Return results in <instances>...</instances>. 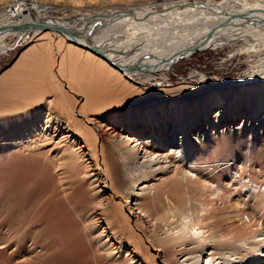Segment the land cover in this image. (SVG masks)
I'll return each mask as SVG.
<instances>
[{
    "label": "bare ground",
    "instance_id": "6f19581e",
    "mask_svg": "<svg viewBox=\"0 0 264 264\" xmlns=\"http://www.w3.org/2000/svg\"><path fill=\"white\" fill-rule=\"evenodd\" d=\"M35 2L26 3L43 18L35 21L26 10L19 21L0 26V55L10 49L9 37L34 31L38 38L0 76V154H8L0 160V256L6 253L0 264H118L125 248L138 255L143 243L162 264H264V0L196 1L182 13L172 7L150 14L171 22L169 27L160 20V28H136L147 17H112L93 30L78 20L62 27L46 17L49 6ZM100 3L107 7L106 0ZM134 36L143 39L142 52L124 56ZM211 44L236 45L246 55L244 80L185 87L143 123L152 140L141 139L143 125L135 124L138 139L131 143H123V133L99 142L89 112L106 102L96 90L108 97L118 91L117 82L134 86L149 70L168 72L178 54ZM75 86L83 94L81 107L69 92ZM197 172H206L203 183L195 180ZM157 177L161 182L154 186ZM152 187L153 196L138 204ZM242 196L249 197L244 207ZM207 201L224 204L220 215L206 208ZM156 202L162 207L149 212ZM250 208L257 212L250 225H228L242 221ZM103 224L107 228L98 231ZM78 226L90 234L97 228L104 263L89 258L88 245L73 244ZM126 262L144 263L139 257Z\"/></svg>",
    "mask_w": 264,
    "mask_h": 264
},
{
    "label": "rangeland",
    "instance_id": "374dc122",
    "mask_svg": "<svg viewBox=\"0 0 264 264\" xmlns=\"http://www.w3.org/2000/svg\"><path fill=\"white\" fill-rule=\"evenodd\" d=\"M13 1H15V4L12 13L7 15L6 19L5 18L3 19V16L1 15L2 12L5 11L7 7H9V5L13 3ZM25 1L31 2L32 0H0V16H1L0 26H4L5 24L10 23L12 21L14 22L15 20L19 21L20 18L23 17L24 12L26 10L29 11L30 13L29 16L35 21L38 18L44 17L40 15V13L35 8L27 5ZM106 1H107L106 4L107 7L102 6V4L100 3L101 0H82V4H76L75 0H36L35 2L36 4H34L33 6L36 5H43L47 7L49 6L50 9L48 10V14L46 17H50L49 19L53 18L52 19L53 21H57L59 25L65 28L68 25L72 27V24L76 20L80 21V24H83L84 26H87L88 28L93 30L95 27H98V25L102 23V20L109 19L112 17H113L111 19L112 21H116V18L118 17L124 18L125 20L123 21H126L127 18L130 17H135V18L147 17L146 19H144L146 21L142 20L139 22V24L134 25V27L154 29L155 27L160 28L158 27L160 20L165 21L167 27L172 26V24L171 22H168L165 19H161L159 17L154 18V15L153 16L150 15L152 14V12L164 14L167 13L170 8L176 7L174 8V10L171 11L182 13L183 10L187 7V5H191V4L193 5L194 3H197L199 1L204 3L209 0H106ZM216 1L221 2V0H216ZM62 8H64V11L61 10ZM107 14L108 16H106ZM87 17L93 18L94 20L88 21ZM91 24L92 25L96 24V25L92 27ZM121 29L125 30L123 28ZM34 37H35L34 31L32 32L30 31L25 35H23L21 39H18V37H9L7 40H5L6 44H10L11 47L6 53L0 55V76L4 74L6 71H8L10 68H12L19 61L21 55L32 44L36 43L35 40L38 38H34ZM53 40L54 43H56L55 38H53ZM140 40H143L140 36H134V38L130 39V44H127V47L125 48L124 56L126 55L132 56L134 53L136 54V55L134 54V56H138L140 54V50L143 48L140 47L142 45V42ZM54 45H58V44L56 43ZM235 46L234 47L225 46L223 48H217L215 44H211V45H204L202 47L200 46L199 48L198 47L191 48L189 51L180 53L174 58L172 66L168 68V72L161 71L158 69L149 70L146 74H143L141 78L140 77L137 78L136 80L137 84H133L134 86L128 85V87L127 86L124 87L122 83L117 82L118 84L116 86L118 88V91H116L115 93L109 92L108 97L107 94L103 93V91L100 92L96 90L97 92L95 91L94 94L98 93L100 96H102L101 101L106 102L104 103V105H102L100 110L89 112L90 113L89 117L95 118V121L98 122V123L95 122V124L99 126V131L97 132L99 137V142L101 144H106L111 141V138L113 136L123 133V136L127 137L126 138L127 140L124 139L125 142L123 143L125 145L131 143L130 141H128V139L137 138L134 134H132L135 131V128L133 126L135 124H141V125H143V123H145V125L149 124L152 121L154 114L160 110L158 108H160L161 105H165L169 103L173 98V96L177 97L178 95H181L184 92V90L187 89L185 87H189V88L207 87L208 89L213 86L211 83H217L220 81L223 82L224 84H228L239 81L240 79L244 80L246 78L245 72L249 71L250 68L249 60H247L246 55L241 54L238 50H236ZM63 48H65V44H63ZM201 77H203L206 84L201 83L198 80ZM63 78L65 81L64 83L66 85L67 84L66 78L65 77ZM69 92L70 95H72L73 100L75 99L76 104L77 105L79 104V107H81L84 101L83 100L81 101V99L79 98H81L83 94L79 92L78 87L75 86V88ZM103 96L106 98H103ZM79 100L80 102H78ZM214 105H216V107L213 110H211L208 115V117L210 116L209 117L210 121H213L215 119L218 111L217 108L220 107L218 103ZM125 124H128L126 126L127 128H125ZM147 131L148 130H146V126L144 127L143 125L139 133L137 132V135H139L141 139L152 140L153 134L146 135ZM66 141L70 142L71 140L70 138H68L66 139ZM7 155L8 154H4V153L0 154V160L1 158L6 157ZM195 175H198L195 179L197 182L200 179L202 180L199 181L198 183H203L204 180L202 179V177L207 176L206 172L194 173V178ZM81 179H83L84 183L86 184L85 186L86 191L88 190V192L90 193L91 188H89L88 183H86L87 181L85 180L84 175H81ZM160 182H161L160 177H157L155 178V182H153L152 184L156 186L159 185ZM139 188L141 187H138V189ZM153 188L154 187L146 191L144 194H140L137 203L138 204H141V202L146 203L148 198L152 197L153 194L155 193V190ZM69 192L73 195V197L74 195L76 196L77 192H73L72 190H70ZM90 194H92V191ZM109 194H110V189L107 188L105 197L109 196ZM136 194L137 195L139 194V190H137ZM203 198L204 197L200 198L199 201L201 200L200 202H203L206 199V197L204 199ZM79 200L80 197L79 198L77 197L75 199V203H78V205H80ZM117 201L118 200L115 199V202ZM228 201H231V199H229ZM239 201L243 203L242 207H244V204L248 203L249 197L242 196V198H240ZM200 202L198 204H200ZM208 202L209 201H207L208 205H205L207 206L206 208L208 210L210 208L211 210L214 209V211L217 212V214L219 213L220 215L219 210L221 207H223L224 204L222 202L218 203L214 201H213L214 203L210 202L209 204ZM131 203L134 204L136 203V201H132ZM228 204L230 205V203ZM109 205L110 204H108L106 207L110 208L112 204L110 206ZM161 207L162 206L156 202L155 205L151 206L149 212L151 211V209H152L151 212H154L156 208L159 209ZM232 210L230 209L229 212ZM208 213L209 211H207V214ZM256 213L257 212L254 211L253 208H250V210L248 209L247 215L244 216V219L242 221H235V222L233 221V223L232 221H230V223L228 222V225H232L233 227L241 224L250 225L253 222L254 217H256V215L254 216V214ZM153 215L154 214H151V216ZM202 215H206L205 211L202 213ZM153 217H151V219ZM251 218L253 220H251ZM75 219L77 220L76 216ZM149 219L144 218V221L145 222L150 221ZM131 220L133 221V223H136L135 217H131ZM150 223L151 225H154L156 223L154 218L153 220L150 221ZM223 225L228 226L226 223H224ZM105 228L107 227L105 224H103L102 228H100L98 231H102V229ZM76 229H79L80 231ZM75 230L76 231L74 232H76L77 235L75 237L76 239L75 238L73 239V244L75 246H77L78 244V248L84 246V249L88 245L89 250L87 251L91 252V254L87 252L89 258L91 257L90 259H94L96 258V256H99L97 258L99 260L101 258V261L103 260L102 263H104V258H103L104 254L97 248L98 245L96 244L97 241L95 240L98 235L97 228L94 227L93 229H91L94 231L92 232V234H90L87 230H83V226L80 227L78 226L75 228ZM204 231H206V229ZM201 235L203 234L201 233ZM205 235L207 236L208 233ZM81 240L83 241L84 245H82ZM149 248H150L149 246H147L146 244L144 245L143 243L138 250V255L132 254L129 248H125L120 254H118V257H121L118 260V264L121 263L130 264L129 262L126 261L127 260L129 261L131 257L133 258L139 257L141 259V262H144L143 264H162V258H156L154 255L155 250ZM157 250H161L162 252L163 249L158 248ZM128 253L130 256L125 257L127 256L126 254ZM33 255L35 256L36 253ZM5 257H6V253H3V255L0 256V260L4 261Z\"/></svg>",
    "mask_w": 264,
    "mask_h": 264
},
{
    "label": "water",
    "instance_id": "95a60500",
    "mask_svg": "<svg viewBox=\"0 0 264 264\" xmlns=\"http://www.w3.org/2000/svg\"><path fill=\"white\" fill-rule=\"evenodd\" d=\"M90 50H91V49H90ZM92 51H93V50H92ZM93 52H94V51H93ZM102 57H103L104 59H107L106 56H104V55H102ZM109 61H110V60H109ZM110 63L113 64V62H111V61H110ZM115 65H116V64H115ZM118 67H119V66H118ZM128 69L130 70L131 68H128ZM132 69H133V68H132Z\"/></svg>",
    "mask_w": 264,
    "mask_h": 264
}]
</instances>
